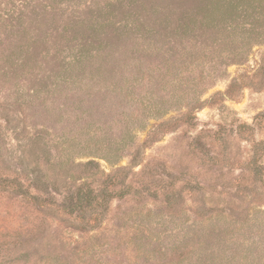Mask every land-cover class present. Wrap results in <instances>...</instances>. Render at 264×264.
I'll return each mask as SVG.
<instances>
[{"label":"rangeland","instance_id":"1","mask_svg":"<svg viewBox=\"0 0 264 264\" xmlns=\"http://www.w3.org/2000/svg\"><path fill=\"white\" fill-rule=\"evenodd\" d=\"M187 113L147 143L144 163L161 160L141 174L152 126ZM262 141L264 0H0V264H264V188L243 197L235 179ZM90 160L130 167L141 190L108 203V240L6 182L53 198L48 176Z\"/></svg>","mask_w":264,"mask_h":264},{"label":"trees","instance_id":"2","mask_svg":"<svg viewBox=\"0 0 264 264\" xmlns=\"http://www.w3.org/2000/svg\"><path fill=\"white\" fill-rule=\"evenodd\" d=\"M235 83L229 87L225 94V98L233 99L231 95H233L236 87H243ZM200 103L201 104H198L196 107L198 110L202 108L203 102ZM155 109L156 108H154L153 111H155ZM167 114L169 113H166L165 116ZM188 115H190V113L182 114L178 118H170L168 120L161 119L160 122H156L152 126L153 131L148 134L145 141L137 146L134 154H132L131 163H134L135 167L142 164L144 165V171L141 174H144L146 168L151 164L154 166L161 160L155 157L153 158V162L149 161L144 163L147 143L150 141L157 142L156 140H152L157 136V132L169 131L172 125L175 124V121L179 119H189ZM191 116L192 115H190V117ZM151 117L155 116L151 115ZM148 126L149 121L140 126V128L145 130ZM38 137L39 135L32 133L30 137V147L31 144L36 146V143H41ZM43 143L48 144L47 146H51L53 142L51 140H43ZM63 152L65 151L63 150ZM242 152H245V154L236 162L242 173L235 179L237 185H239L240 194H238L243 197H248L250 196V189L253 185L261 183L264 188V141L251 142L247 151L243 150ZM50 153L51 151H47L46 156H49ZM161 163L163 164V162ZM31 169L32 172L28 176L32 178V186L38 190V193H43L45 191L41 186L42 180L45 178L43 170H41V166H35ZM129 170L130 167H118L113 169L110 173H107L102 171L99 163L94 160H90L84 164L74 165L73 163L71 166L60 170V172H55L53 177L48 176L49 183L46 191H49V195L53 197L48 199L43 197L42 194L41 197L38 196V194H31L28 187H25L23 182L17 178L6 180V182L9 184L12 192L19 194L23 198L32 200L39 209L49 210V213L57 214L58 216L64 214L72 217L71 225L73 226L68 227V229H75L79 234L80 240L90 241L96 239L99 241L102 238L107 239V232L110 233L112 230V225L109 224L111 218L110 215H108L111 206L109 209L108 203L111 205V201L114 199L123 200L125 196H128L132 191H141L134 185L131 186L126 184V181L130 177ZM120 186H122V188H120L121 190H116V188ZM253 188L256 189L255 187ZM174 189L175 184H173V189L171 191ZM147 191L148 190L142 191V193H146ZM181 192L183 193V190H181ZM252 196L261 199L258 202L260 204L259 206L264 207V197H262L260 193L258 194V191ZM57 197H60V200H58ZM218 209L222 215L233 217L231 214V206L226 207L220 205ZM261 211L264 213L263 209H261ZM132 228H134V239H138L141 234L140 226H132ZM191 229H193V226ZM137 242H129V244L137 246Z\"/></svg>","mask_w":264,"mask_h":264}]
</instances>
